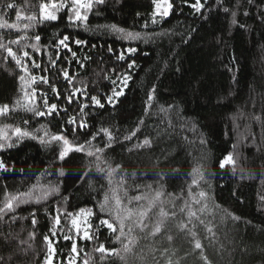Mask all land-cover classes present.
<instances>
[{"label": "trees", "instance_id": "trees-1", "mask_svg": "<svg viewBox=\"0 0 264 264\" xmlns=\"http://www.w3.org/2000/svg\"><path fill=\"white\" fill-rule=\"evenodd\" d=\"M8 2L16 6L0 7V16L17 28H0V43L18 56L28 51L31 59L24 57L22 64L27 62L33 75L47 76L49 84L37 81L29 86L27 76L22 83L19 76L25 73L6 49L0 48V105L10 106L8 114L0 115V133L7 137H0V144L5 145L0 148V160L7 166V170H0V208L20 193L31 192L40 198L39 203L33 200L20 204L15 211L6 210L0 218V264H45L50 253L45 236L56 250L55 264H68L73 257L76 264H84L86 259L89 264H125L117 256L101 261V253L94 251L100 243L105 248L120 249V254L126 255V264H155L152 248L169 249L164 256L160 251L155 253L159 264H165L173 251L174 262L179 259L180 264H203L199 250H194V238L179 231L173 222H169L171 242L163 232L148 238L147 230L135 229L132 235L138 242L127 254L115 241L118 232L112 233L105 226H101L98 240L75 237L72 217L67 213L75 217L81 209L91 210L93 232L100 219L115 222L108 212L100 211L105 195L109 196L108 207L114 206L113 189L123 205L142 193L151 196L161 186L168 210L172 207L169 194L182 197L175 200L178 210L189 198V186L193 194L199 190L209 193L210 208L213 203L219 206L213 209L216 239L211 247L204 226L196 228V238L205 245L212 264H264V0L251 4L247 0H200L204 4L200 11L191 7L195 0H171L173 7L167 17H153V0H105L86 10V24L69 21L68 7L59 9L54 21L40 20L41 4L61 5L67 0H0V5ZM232 11L237 12L236 24L232 23ZM33 15L36 20H29ZM153 19L158 22L153 23ZM111 25L138 32L141 38L125 39ZM35 35L41 37L39 51L26 47L36 43ZM22 36L28 39L9 44ZM64 36L69 37L71 51L59 45ZM77 39L87 43L76 45ZM133 48L135 52L128 51ZM121 53L123 60L117 58ZM32 59L40 68L32 66ZM132 61L135 65L128 68ZM64 70L74 78L71 82L64 78ZM124 74L131 77L126 87L122 83ZM50 84L59 90L58 99ZM114 89H122L123 95L114 97L113 106L106 98ZM26 92L39 110L47 111L46 98L49 104L58 105L59 113L37 116L22 107L14 108L18 99L21 105L28 103ZM72 93L75 96L69 103L66 97ZM91 96H97L105 106L92 104ZM84 104L88 107L81 112ZM71 116L77 121L83 118L88 127L80 129L77 125L73 132L74 126L67 123ZM16 127L31 135L19 138ZM101 128L112 132L111 147H106L108 137ZM134 131L135 136L126 140L125 136ZM59 133L85 147L86 141H91L93 151L103 148L102 153H96L100 160L85 152H71L59 159L60 143H41V139L49 141ZM92 135H96L95 140ZM145 138L151 140V147L136 148ZM230 153L235 164L221 168L220 162ZM97 164L105 171H97ZM117 165L120 167L109 183V167ZM197 168L205 176L199 186L192 184ZM52 188L58 191L44 198ZM138 203L146 205L147 201H133L129 207ZM223 210L240 219L232 220ZM57 215L61 223L54 227ZM125 224L127 232L131 221ZM66 233L74 236L78 256L71 252L72 241L63 238ZM121 239L127 243L125 237Z\"/></svg>", "mask_w": 264, "mask_h": 264}, {"label": "snow or ice", "instance_id": "snow-or-ice-1", "mask_svg": "<svg viewBox=\"0 0 264 264\" xmlns=\"http://www.w3.org/2000/svg\"><path fill=\"white\" fill-rule=\"evenodd\" d=\"M105 2V0H67V2H62L60 7H68L69 9V15H68V20L72 22H81L85 23L88 20V15L87 12L83 13L81 12V9H87L91 10L93 8V4L95 3L96 5H102ZM218 3H223V0H217ZM249 4L253 2V0H247ZM153 4L155 5L156 11L153 13V17L155 15L159 14L161 17H167L170 15V10L172 9L173 5L170 2V0H153ZM16 5L12 2H8L4 5H0V7H4L7 9H12ZM47 4H41L40 5V20L41 21H54L57 19V16L52 13L47 11L48 9ZM196 11H200L203 7L204 4L200 2V0H195V3L191 5ZM225 12H228V8H224ZM248 13L245 12L244 15H247ZM232 23L236 24L237 23V12L232 11ZM20 19L19 14L17 15V20ZM29 20H36V16H30L28 17ZM153 23H157L155 19L152 20ZM243 26V25H241ZM25 28L28 27V25H24ZM113 31H116L117 33L121 34V36L125 39L129 40H135V39H140L141 34L138 32H131V31H126L123 28H118L116 25H111L109 26ZM145 27H147V24H145ZM0 28H17V25L14 23H8L7 20H4L2 16H0ZM21 39H28L26 36H22L18 39L15 40H10L9 44H19ZM36 43L31 44V45H26V47H31L35 51H39V42L41 40V37L39 35H35L34 37ZM69 41L68 36H64L62 39L59 40V45L63 46L64 48L68 49L71 51V48L69 47ZM74 43L76 45H83L86 44V41L83 40H75ZM0 48H5L8 55L12 57V59L15 61L17 66H20L22 71L25 73V75H20L19 80L23 83L25 82V77L27 76L29 79L27 83L29 86L32 84H35L37 81H40L44 84H49V80L47 76H37L33 75L28 67H27V62L22 64V61L24 60V57H30V53L28 51H24L22 56H18L16 52L12 50L11 47H6V45L0 43ZM111 51V49H109ZM129 52H135L136 49H128ZM73 56L76 55L75 52L72 53ZM120 60H123L125 57L123 53H121L120 56L117 57ZM50 59H52L50 57ZM32 66L34 68H40V64L37 63L34 59L31 60ZM53 64H55V61L53 60ZM135 65V61H132L131 63L128 64V68H132ZM81 67H83V64H81ZM114 71V70H113ZM63 76L66 80L71 82L73 77H70L67 70L63 71ZM131 77L128 76L127 74H124L122 78V83L126 87L127 86V81ZM119 79V77H118ZM113 84H115V81H112ZM50 88L52 92L55 94L54 98H59L60 92L56 88L54 84H50ZM77 91H83L78 89ZM154 91V90H153ZM28 93H25V100H28ZM32 95H35V89H33ZM123 95V90L121 89L120 91H116L115 89L113 90V94L111 96H107V103L110 105L114 106V97L118 98L119 96ZM42 96L46 97V93H42ZM75 96V93H72L66 97L67 101L71 103L73 101V98ZM153 97H149V100H151ZM90 101L92 104L95 106H98L100 108H103L105 105L101 103L100 99L97 98V96H91ZM44 106L47 109V111H41L39 110L38 107H36L34 101L28 100V103H25L21 105L20 100H16L15 105L13 106L14 108L22 107L25 111L33 112L34 115L37 116H45V115H53L54 113L58 114L59 109L58 105L56 103H48V100L45 98L44 99ZM88 104H84L81 107V112H83L84 108H87ZM163 110V109H162ZM10 111V106L8 104H3L0 105V115H6ZM65 112H67V109H64ZM27 123V121H25ZM67 123L70 125H73V132H75L76 128L75 126H79L80 129H85L88 127L86 122L84 121L83 118H81L79 121H77L75 116L69 117L67 120ZM142 123V122H141ZM139 129H137L138 131ZM15 133L19 138L23 137H28L31 135V133L27 132L26 130H22L19 127L15 128ZM100 132H103L105 135L108 137V142L106 147H111L112 142L114 140L113 134L109 129L106 128H101ZM135 131L131 133L130 136H125L126 140H130L132 136H135ZM45 135L47 136L48 133L45 132ZM4 139L7 140V137L4 136ZM36 138V137H33ZM96 139V135H92V140ZM52 141H56L62 145L61 151L59 153V159L63 160L65 157L69 155L71 152H85L88 156H96V153H102L104 151L103 148H95V151L92 150L93 145L91 144V141H86L87 147H85L84 143L76 144L72 141H70L67 136H65L63 133L59 134H54L51 136V139L49 141H44L41 139V143H50ZM8 147H11V143L7 145ZM4 144H0V148H4ZM144 147H151V140L148 138H145L142 142V144H137L136 148H144ZM131 151V149H129ZM97 161L100 160L99 156H96ZM235 161L233 160V157L230 154H228L221 162H220V167L224 168L226 165H234ZM119 165H117L116 168H111L109 167V170L107 172V176L109 178V183H112L111 177L112 174L115 173L119 169ZM0 170H7V166L4 164L2 160H0ZM97 171L99 172H104L105 169L100 168L99 164H97ZM194 172L196 175L194 176L192 180L193 185L199 186V182L205 179L204 172L201 171L199 168L195 169ZM61 175L64 174L63 170L61 169L60 172ZM87 175V173H85ZM121 184H123V177H121ZM148 188H151V185L148 186ZM58 191V188H52L49 192H46L44 194V198H46L49 194L55 193ZM112 199L114 201V206L113 207H108L109 205V196L105 195L104 201L100 204V211L101 212H108L110 217H114V221L118 222L115 223H110L108 219H100L98 224L96 225L95 229L93 232H90L89 229H92L93 226L92 224H87V227L82 230L81 228V223L79 220L75 217H73L72 213H67L68 217H72L71 219V225L72 228L75 229V237H78L81 240H93L97 239L98 240V233L100 231L101 226H105L110 232L112 233H117L118 235L115 236V241L120 242L122 245L123 252L125 254L131 253L132 252V247L138 242V237L135 235H132L135 229H139L140 232H146V236L148 238H155L162 232L165 235V238L167 239L168 242H171L173 240V236L170 234L171 228L169 222H173L174 227H176L179 231H186L188 234H190L194 238V250H199V259L203 261V264H212V261L209 259L208 255L206 254L205 250V245L202 244L201 240L196 238L197 237V232L196 228L198 225H203L205 232L208 234L206 237L209 240V247H211L212 243L216 239V232L214 231L215 225L213 224V220L215 219V214L213 209L219 208L218 205H215L213 203V207H209L208 201L211 199L209 196V193L204 191V190H199L195 194L192 193L191 186L188 188V193H189V198L185 199L183 203L179 206L178 210L175 205V200L180 199L182 197L180 196H173V194H169L170 197H172L171 200L168 201V203L171 204V210H168L165 208L164 204L165 201L162 200V197L164 196V191H163V186L159 190H155L154 194L149 196L148 194L142 193L140 195L134 196L130 199H128L127 204L122 205V200L121 198L117 195V190L113 189L112 190ZM126 195V192H125ZM23 197V199H21ZM35 200L36 203L40 202V198L38 197H33L31 192H26V193H20L19 195L16 196H11L8 198L7 202L5 203L4 207L0 208V218H2L3 214H6L7 211H15V208L19 207L20 204H27ZM133 201L136 202H141V201H147L146 205L143 203H138L136 207H129V205L132 204ZM195 205H199V207H194ZM155 209V211H153ZM58 213L60 212L59 209L56 210ZM224 211V215L227 217H230L232 220H239L240 217L234 216L231 213H228L226 210ZM84 210L81 209V213H83ZM89 215H94V213L91 212V210L88 211ZM151 214V216H150ZM181 216V219L177 220V216ZM211 215L212 219H208V216ZM32 216V224H36V213L33 211L31 213ZM151 217H155L153 220ZM223 218L221 217V222H223ZM15 219V217H13ZM54 227L60 225L61 220H60V215L55 216L54 218ZM131 221V224L127 226V232H125V221ZM85 223H87L85 221ZM71 231V229L69 230ZM55 235V231L52 233ZM34 236V233L32 234ZM122 237H125L127 239V243H124L122 241ZM65 240H70L72 241L71 244V252L76 253L77 256L79 255L78 250H77V243L74 239L73 235L65 234L63 237ZM45 240H48L49 242V249L50 253L47 256L45 260V264H53V256L55 255V248L52 246V242L49 239L48 236L44 237ZM221 247H223L221 245ZM94 251L101 253V261L106 259L107 257L110 256H117L121 261H125L126 264V255H121L120 254V249L116 248H105L103 243L99 244V247L95 248ZM151 253L153 255V260L155 261V264H159V260L156 258L155 253L157 251L161 252V256H164L169 252L168 248H164L162 251L157 248H152ZM175 255V251L172 252V256ZM172 256H168L165 264H180L179 259H177L175 262L172 259ZM3 258L0 257V260ZM143 259V258H141ZM68 264H76L75 258L73 257L72 259L69 260ZM84 264H89V261L86 259L84 261Z\"/></svg>", "mask_w": 264, "mask_h": 264}, {"label": "rangeland", "instance_id": "rangeland-1", "mask_svg": "<svg viewBox=\"0 0 264 264\" xmlns=\"http://www.w3.org/2000/svg\"><path fill=\"white\" fill-rule=\"evenodd\" d=\"M170 2H171V0H170ZM59 9H61L60 4H56V5H53V6H49L48 9H47V11L52 12V13H54V14L57 16V11H58ZM86 10H87V9H81L82 14L85 13ZM155 11H156V8H155ZM170 12H171V10H170ZM157 15H159V14H157ZM2 133H4V132H2ZM2 133H0V137L3 138L5 135H3ZM90 216H91V215L88 214V211H84L83 213L80 212V213H78V214L75 216V218H77V219L79 220V222L81 223V228H82V230H83L84 228L87 227V224L90 223V222H89V220H90ZM85 221H86L87 223H85ZM89 231H90V229H89ZM53 264H55V263H54V256H53Z\"/></svg>", "mask_w": 264, "mask_h": 264}]
</instances>
